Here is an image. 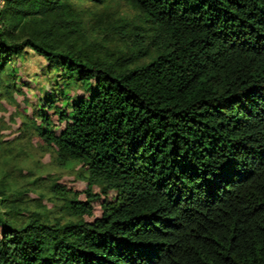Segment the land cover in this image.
Instances as JSON below:
<instances>
[{"label": "trees", "instance_id": "1", "mask_svg": "<svg viewBox=\"0 0 264 264\" xmlns=\"http://www.w3.org/2000/svg\"><path fill=\"white\" fill-rule=\"evenodd\" d=\"M111 1L2 0L0 102L26 49L56 69L22 123L84 187L3 211L0 264H264V0Z\"/></svg>", "mask_w": 264, "mask_h": 264}, {"label": "rangeland", "instance_id": "2", "mask_svg": "<svg viewBox=\"0 0 264 264\" xmlns=\"http://www.w3.org/2000/svg\"><path fill=\"white\" fill-rule=\"evenodd\" d=\"M107 6L123 16L136 15L135 10L122 0L108 2ZM45 66L43 57L26 49L11 66L16 69L17 87L21 91H17L13 99L5 98L0 102V181L6 184L5 194L11 196L0 209L3 219L8 218L3 211L14 208L23 212L38 210L52 219L61 217L64 222L67 217L62 208L63 202L54 199L47 186L57 177L60 184L77 189L84 187L83 179L77 177L79 165L58 164L54 153L41 143L35 127L30 123H22L27 122L35 104L45 97L44 91L57 88L55 80L59 77H56V69H53L52 74H46ZM58 82L66 94L81 93L73 77L62 78ZM51 115L54 123L58 124L57 117ZM94 214H98L96 205Z\"/></svg>", "mask_w": 264, "mask_h": 264}]
</instances>
